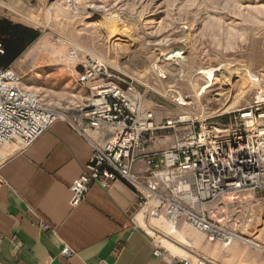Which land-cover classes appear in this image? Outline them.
Returning a JSON list of instances; mask_svg holds the SVG:
<instances>
[{
  "label": "rangeland",
  "instance_id": "374dc122",
  "mask_svg": "<svg viewBox=\"0 0 264 264\" xmlns=\"http://www.w3.org/2000/svg\"><path fill=\"white\" fill-rule=\"evenodd\" d=\"M2 21L39 32L11 65L48 103L76 106L80 63L90 55L113 80L132 84L158 120L179 119L180 127L206 120L239 130L250 107L264 114V93L256 88L264 82V0H0ZM63 47L75 60L52 59L49 48ZM170 51L180 56L171 58ZM27 52L30 58L21 61ZM261 119L249 133L264 135ZM168 135L166 145L174 138ZM148 220L171 228L165 215ZM263 227L264 196L246 195V228H240L246 264H264ZM179 229L192 238L201 234L188 224ZM171 236L183 241L177 231Z\"/></svg>",
  "mask_w": 264,
  "mask_h": 264
},
{
  "label": "built area",
  "instance_id": "2783aa9c",
  "mask_svg": "<svg viewBox=\"0 0 264 264\" xmlns=\"http://www.w3.org/2000/svg\"><path fill=\"white\" fill-rule=\"evenodd\" d=\"M4 51L0 39V57ZM80 67L81 100L70 109L25 87L12 65L0 66V146L15 142L22 152L63 121L91 148L86 169L69 187L71 205L84 199L90 184L109 188L121 180L136 192L145 218L181 220L225 246L246 242L240 231L246 228V195L264 196V135L246 133V114L249 128L261 114L252 107L243 112L239 130L206 120L180 127L179 119L158 120L142 94L113 80L100 59L85 56ZM171 131L173 142L166 145ZM140 160L145 168L137 167ZM6 161L0 159V171ZM74 253L69 247L61 250L64 258ZM155 254L162 255L158 249ZM170 264L219 263L197 256L193 261L171 257Z\"/></svg>",
  "mask_w": 264,
  "mask_h": 264
},
{
  "label": "crops",
  "instance_id": "0c3cea01",
  "mask_svg": "<svg viewBox=\"0 0 264 264\" xmlns=\"http://www.w3.org/2000/svg\"><path fill=\"white\" fill-rule=\"evenodd\" d=\"M90 155L88 142L63 121L22 152L15 142L0 146V159L7 160L0 171V264H170L187 254L246 264V242H218L220 248L200 231L204 236L192 238L176 230L186 224L181 220L166 219L169 229L152 225L138 210L136 192L121 180L109 188L92 183L71 205L69 187ZM137 167L146 165L140 160ZM176 231L183 241L171 236ZM64 247L75 253L62 257Z\"/></svg>",
  "mask_w": 264,
  "mask_h": 264
},
{
  "label": "trees",
  "instance_id": "16d2710c",
  "mask_svg": "<svg viewBox=\"0 0 264 264\" xmlns=\"http://www.w3.org/2000/svg\"><path fill=\"white\" fill-rule=\"evenodd\" d=\"M0 38L4 46V55L0 57V66L11 65V62L23 51L26 45L35 40L39 35L38 31L30 28L13 25L10 22H0Z\"/></svg>",
  "mask_w": 264,
  "mask_h": 264
},
{
  "label": "bare ground",
  "instance_id": "6f19581e",
  "mask_svg": "<svg viewBox=\"0 0 264 264\" xmlns=\"http://www.w3.org/2000/svg\"><path fill=\"white\" fill-rule=\"evenodd\" d=\"M168 53V52H167ZM170 53V55H171V58H174V57H179L180 56V53L177 51H170L169 52ZM49 54H50V56L52 57V59H53V57L55 58V59H57V60H59V61H62L63 59H60L61 57H63V58H65V59H67V60H75V58L72 56V55H70V54H68L67 53V50L63 47V48H49ZM170 55H169V57H170ZM49 56V57H50ZM27 58H30V52H27V53H25L23 56H22V58H21V61H23L24 59H27ZM54 60V59H53ZM35 61V60H34ZM33 65V64H32ZM222 80V79H221ZM257 84V86H256V88L258 89V90H260L261 92H263L264 93V82H257L256 83ZM231 87V86H230ZM176 96H179L178 94H175ZM174 95V97H176ZM181 98H177L176 100H180ZM246 117H248L249 118V115L247 114L246 115ZM259 117H261L262 119H263V122H264V114L261 116H259ZM261 119V120H262ZM260 121V120H259ZM250 121L248 120L247 121V123H249ZM253 129V128H252ZM249 128H248V130L246 129V133H249ZM253 131V130H252ZM220 132H222V131H220ZM254 132V131H253ZM258 132V131H257ZM262 132V134L264 133V128H263V130L261 131ZM259 133V132H258ZM252 134V133H251ZM262 232H264V227L262 228V230H261Z\"/></svg>",
  "mask_w": 264,
  "mask_h": 264
}]
</instances>
